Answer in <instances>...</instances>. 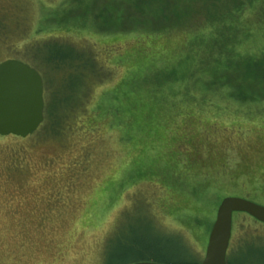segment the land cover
<instances>
[{
	"label": "rangeland",
	"instance_id": "1",
	"mask_svg": "<svg viewBox=\"0 0 264 264\" xmlns=\"http://www.w3.org/2000/svg\"><path fill=\"white\" fill-rule=\"evenodd\" d=\"M16 1L20 11L0 0L15 13L5 23L13 30L17 18L24 28L12 38L14 51L0 49V61L48 73L44 100L59 102V111L82 104L78 118L95 128L82 130L77 119L52 140L0 137V264H129L155 249L162 261L195 264L223 198L264 207V7L241 19L237 39L213 41L204 12L216 14L215 0L182 2L187 16L176 25L155 23L136 0ZM200 11L198 24L191 14ZM54 43L92 49L102 68L85 98H72L77 76L60 83L46 68ZM137 109L156 115L141 124ZM183 157L192 172L172 166L178 189L166 196L167 163ZM152 173L157 180L138 181ZM226 258L264 264V226L233 213Z\"/></svg>",
	"mask_w": 264,
	"mask_h": 264
},
{
	"label": "trees",
	"instance_id": "2",
	"mask_svg": "<svg viewBox=\"0 0 264 264\" xmlns=\"http://www.w3.org/2000/svg\"><path fill=\"white\" fill-rule=\"evenodd\" d=\"M174 1V5L172 6L173 8V13H171L170 15H168L166 12V4L168 6L169 1L168 0H136V3L138 5L142 6L144 5L146 10H147V15H149L151 17V19L155 22V23H164V24H168V23H173L174 25H176L179 21L181 22V20L184 18V16H187L186 14H184V11L182 10L181 7V3L182 2H186L187 4L191 3V2H197L199 0H173ZM204 2H208L210 0H203ZM216 2L220 3V5L218 6L219 8H217L216 14L212 13L211 11L205 9V16H206V20H205V28L208 32L210 31V34H213L212 40L214 41V39H218L220 41L221 38L224 36V38H226L228 36V39L234 40L237 39L240 31L242 30L239 27V23L241 21V19H248L249 16L253 17V18H257V8L258 7H264V0H245V1H241V0H231L232 3H230V5H225L223 4V0H215ZM9 3H11V5L14 8H17L16 10H19L21 8V4L16 1V0H9ZM207 4V3H206ZM219 9V10H218ZM244 9H248V14L244 11ZM6 10V12H5ZM182 11V13H181ZM195 15L197 17V21L196 23L199 24L200 20L199 18H201V11L200 13H192L191 15ZM189 15V14H188ZM190 15V16H191ZM215 15V16H214ZM15 16V13L12 12L9 9H5V7H1L0 6V49L2 47L8 48L11 51H14L11 47H14V45L11 44L12 42V38L14 36H20L19 32H18V28H21L20 25V19L15 18L14 22H15V28L12 30L9 25H7L4 21L5 18H9L11 21L13 20ZM203 24V23H202ZM237 24V25H236ZM198 26V25H197ZM214 26V27H212ZM241 29V30H240ZM22 31H24V28H21ZM212 30V31H211ZM227 30L229 32H227ZM248 35H250L248 33ZM53 41V40H52ZM56 45V48H51L53 50H57V53L54 56H50L49 61L46 62V68L51 70V73H55L56 75H58V82L62 83L63 79L66 78L67 76H77L78 77V81H79V88H77L76 90H78L77 92L74 93V96L72 98H75L76 96L78 97H83L85 98V94L86 91L89 87V81L93 80V78H95V75L98 76L99 73L96 72L95 67H101L99 65V63L95 60L94 57H92V49H90L88 52L85 51H80L79 48H73L70 47L66 44H58V43H54ZM51 51V50H50ZM222 51H224L222 49ZM65 52V54H63ZM224 54V53H223ZM221 55V54H220ZM2 60V59H0ZM243 60H245V62L247 63L249 62H253L251 57H247L244 58ZM259 59H256L254 62L258 61ZM219 62H221L218 59ZM21 62V61H19ZM222 62H224V60H222ZM0 63H2V61H0ZM23 63V62H22ZM102 68V67H101ZM225 67H223L224 70ZM253 69V68H252ZM251 70V69H249ZM249 74V73H248ZM220 77V75L218 76ZM250 77V76H248ZM42 78V77H41ZM43 81V85H45V90H49V88L47 87L48 82H50V77L49 74L47 73L46 76H44L42 78ZM250 82H253L250 79ZM78 84V82H77ZM86 85V87H85ZM43 90H44V86H43ZM52 90H54V85L52 84ZM54 92V91H53ZM53 92L51 94H53ZM85 96V97H84ZM45 107H44V114H45V118L44 121L42 123V125L39 127V129L32 135L35 136H39L41 139H50L52 140L62 136L63 133V127L68 131L71 127V125L74 123L75 120L79 119L78 116H80L84 109L86 108H82V104L80 103H73L70 104L69 106H65L63 111H59V102H53L51 105L50 101L48 99V94L45 95ZM48 99V100H47ZM55 104H57V106H55ZM87 109V108H86ZM133 111V110H132ZM131 111V112H132ZM156 111V110H155ZM135 115L134 117L139 114L140 116V121L141 124H143V121L146 120H151L156 113L154 112V110L152 111H147L146 110H135ZM60 120L64 121L61 125H60ZM130 119L126 120V125L123 127V130L125 129L127 131V126L130 125V123L128 122ZM87 119H83L82 121H80L79 119V128L80 129H89V130H93L95 127L93 125H91L92 123L89 124V126L87 125ZM64 125V126H63ZM63 126V127H62ZM74 127H72L70 130H73ZM31 135V136H32ZM187 153H185L184 155H186ZM167 168H168V174H166V179L162 180L161 183V191L163 194H165L166 196H171V192L174 194L175 191L178 189V187L176 185H173L171 183H174V177L172 175V168H178L179 166H182V168L188 169L187 170V174L186 177H188L190 175V173L192 172V169L190 168L189 165V160L187 159V157H183L178 163H167ZM173 166V167H172ZM131 173H134V169H132ZM141 175H138V177H140ZM145 177V178H144ZM140 179H138V181H155L157 179H154L155 174H149L147 176H144ZM147 177V178H146ZM240 177L235 176L232 177L233 179H240L238 178ZM12 179V178H11ZM180 181V180H179ZM260 182V181H259ZM171 185V186H170ZM123 185H120L119 188H121ZM206 189V186H202V188L200 189V193L204 192ZM174 196V195H173ZM178 199L177 196H174V199ZM174 209V208H173ZM164 211L167 214H171L173 215V210H171V206H164ZM210 221L211 218H205L200 226L203 228V235L201 238H203V236H205L207 230L210 227ZM192 228V227H191ZM182 243V251L186 252L188 250L187 246L184 245L183 242ZM180 247V244H178V248ZM190 253H192L190 250H188ZM140 254L138 260L136 261H132L129 264H133V263H139V262H148V263H156V264H183L182 262H169V261H162L159 255H157L156 249L152 250V251H148V252H138ZM194 254V253H192ZM197 254V253H196ZM200 263V262H199ZM199 263H195V264H199ZM228 264V262H227Z\"/></svg>",
	"mask_w": 264,
	"mask_h": 264
},
{
	"label": "water",
	"instance_id": "3",
	"mask_svg": "<svg viewBox=\"0 0 264 264\" xmlns=\"http://www.w3.org/2000/svg\"><path fill=\"white\" fill-rule=\"evenodd\" d=\"M43 92L42 78L35 69L16 60L0 63V137L25 139L39 129L44 121ZM233 213H245L264 225L263 206L243 198H223L199 264H227Z\"/></svg>",
	"mask_w": 264,
	"mask_h": 264
},
{
	"label": "flooded vegetation",
	"instance_id": "4",
	"mask_svg": "<svg viewBox=\"0 0 264 264\" xmlns=\"http://www.w3.org/2000/svg\"><path fill=\"white\" fill-rule=\"evenodd\" d=\"M259 223V222H258ZM261 224V223H260ZM261 225H263V224H261ZM264 226V225H263Z\"/></svg>",
	"mask_w": 264,
	"mask_h": 264
}]
</instances>
